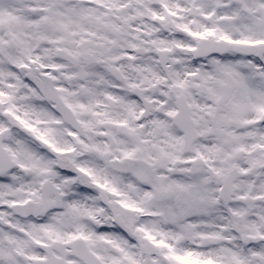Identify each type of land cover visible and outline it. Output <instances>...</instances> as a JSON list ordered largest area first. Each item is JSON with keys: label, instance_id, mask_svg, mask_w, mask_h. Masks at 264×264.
Returning <instances> with one entry per match:
<instances>
[{"label": "snow or ice", "instance_id": "1", "mask_svg": "<svg viewBox=\"0 0 264 264\" xmlns=\"http://www.w3.org/2000/svg\"><path fill=\"white\" fill-rule=\"evenodd\" d=\"M0 264H264V0H0Z\"/></svg>", "mask_w": 264, "mask_h": 264}]
</instances>
